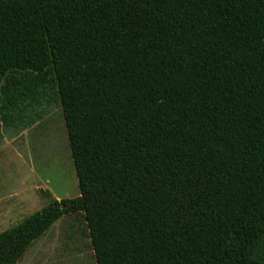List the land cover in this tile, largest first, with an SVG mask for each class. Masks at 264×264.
Masks as SVG:
<instances>
[{
	"label": "trees",
	"instance_id": "16d2710c",
	"mask_svg": "<svg viewBox=\"0 0 264 264\" xmlns=\"http://www.w3.org/2000/svg\"><path fill=\"white\" fill-rule=\"evenodd\" d=\"M47 89L80 194L0 264L72 213L96 264H264V0H0V125Z\"/></svg>",
	"mask_w": 264,
	"mask_h": 264
},
{
	"label": "rangeland",
	"instance_id": "374dc122",
	"mask_svg": "<svg viewBox=\"0 0 264 264\" xmlns=\"http://www.w3.org/2000/svg\"><path fill=\"white\" fill-rule=\"evenodd\" d=\"M26 120L30 123L0 125V233L53 200L80 194L62 111L51 89L27 108ZM86 233L81 213L60 218L41 238L51 253L49 260L78 263L81 254L92 259Z\"/></svg>",
	"mask_w": 264,
	"mask_h": 264
},
{
	"label": "crops",
	"instance_id": "0c3cea01",
	"mask_svg": "<svg viewBox=\"0 0 264 264\" xmlns=\"http://www.w3.org/2000/svg\"><path fill=\"white\" fill-rule=\"evenodd\" d=\"M42 237H44V235ZM86 237H87V235H86ZM41 238H39L38 240H35L32 243V245H34V246L31 250V252L27 256H25L23 258V256H24V254H23V256H22L23 259L22 258H21L22 260L20 259L21 260L20 264H54L52 261L49 260L51 258L50 257L51 253L48 251V249H45L43 247L44 242H42ZM89 244H90V240L87 238V245L90 248V252L92 254V259H89V257L81 254L79 256L80 261L78 263L72 262V263H66V264H96V262L94 260V256H93V251H92ZM40 254H43V255H40ZM44 256L47 258H45ZM39 257H41L43 260L39 261V259H40Z\"/></svg>",
	"mask_w": 264,
	"mask_h": 264
}]
</instances>
